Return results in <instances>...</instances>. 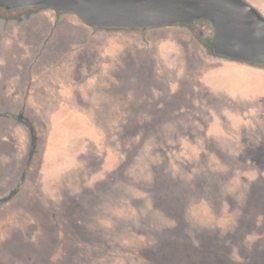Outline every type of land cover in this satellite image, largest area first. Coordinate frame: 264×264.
I'll return each instance as SVG.
<instances>
[{"label": "rangeland", "instance_id": "rangeland-1", "mask_svg": "<svg viewBox=\"0 0 264 264\" xmlns=\"http://www.w3.org/2000/svg\"><path fill=\"white\" fill-rule=\"evenodd\" d=\"M29 13L0 17V264H264V68L206 20Z\"/></svg>", "mask_w": 264, "mask_h": 264}, {"label": "water", "instance_id": "water-1", "mask_svg": "<svg viewBox=\"0 0 264 264\" xmlns=\"http://www.w3.org/2000/svg\"><path fill=\"white\" fill-rule=\"evenodd\" d=\"M7 11L31 7L72 12L94 28L145 30L207 19L217 57L264 66V16L246 0H0Z\"/></svg>", "mask_w": 264, "mask_h": 264}, {"label": "crops", "instance_id": "crops-1", "mask_svg": "<svg viewBox=\"0 0 264 264\" xmlns=\"http://www.w3.org/2000/svg\"><path fill=\"white\" fill-rule=\"evenodd\" d=\"M246 1L248 3H250L254 8H256L264 16V0H246ZM205 20L210 23L211 35L209 37V40L213 44L214 39H215L214 24L210 20H207V19H205ZM0 24H1V18H0ZM215 58L222 65L234 66V67H237L238 69H240L242 71L257 72L258 70H261V69L264 68V67H262V65L248 64L246 62L239 61V60H236V59L222 58V57H217V56H215Z\"/></svg>", "mask_w": 264, "mask_h": 264}, {"label": "trees", "instance_id": "trees-1", "mask_svg": "<svg viewBox=\"0 0 264 264\" xmlns=\"http://www.w3.org/2000/svg\"><path fill=\"white\" fill-rule=\"evenodd\" d=\"M39 9L40 7H33V8H31V9ZM41 8H44V7H41ZM30 8H26L25 10H29ZM19 11H21V10H15V11H7V10H5L4 8H2V7H0V17L2 16V15H5V16H11V15H16V13H18ZM1 13H2V15H1ZM201 20H205V19H201ZM197 21V20H196ZM192 22H194V21H192ZM192 22H190V23H192ZM189 24V23H188ZM202 43H203V45L206 47V49L208 50V52L209 53H211V54H213V49H212V43L210 42V40L209 39H204L203 41H202Z\"/></svg>", "mask_w": 264, "mask_h": 264}, {"label": "flooded vegetation", "instance_id": "flooded-vegetation-1", "mask_svg": "<svg viewBox=\"0 0 264 264\" xmlns=\"http://www.w3.org/2000/svg\"><path fill=\"white\" fill-rule=\"evenodd\" d=\"M31 8H33V7H31ZM29 9V10H25L26 8H24V9H20L21 11H19L18 13H16L17 15H19V14H23L22 15V17L24 16V15H27V14H25L26 12H28V14H30L29 12H31L32 10H35V9ZM37 9V8H36ZM15 11V10H14Z\"/></svg>", "mask_w": 264, "mask_h": 264}]
</instances>
